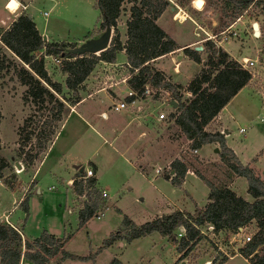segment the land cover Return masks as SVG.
Returning a JSON list of instances; mask_svg holds the SVG:
<instances>
[{
    "label": "rangeland",
    "instance_id": "1",
    "mask_svg": "<svg viewBox=\"0 0 264 264\" xmlns=\"http://www.w3.org/2000/svg\"><path fill=\"white\" fill-rule=\"evenodd\" d=\"M166 2V8H172L166 11V15L164 16L168 28L169 26L173 27L175 25L178 33L184 38H190L195 30L196 32H200L198 29H195L196 25L200 26L209 34H217V36L213 38V43H199L202 48L199 47V45L193 48V50L197 52L200 62L202 61L203 64H205L208 58V50L210 52L221 50L222 52H225L227 59L229 60L236 61L237 58L239 59L241 56L250 57L255 60L253 67L250 69L251 77L247 82L248 85L242 89L241 93L235 99L236 101H234L235 104L237 103L236 105L241 107L242 110L243 108L247 110L246 112L249 114L247 120L243 119L236 124L232 123L227 125L228 131H230L228 141L232 143L236 150L239 149L245 157H247V149H249L250 145H260L259 147L263 148L264 125L257 121V119L259 116L264 117V7H262L261 4L255 5V0H250L249 4L244 7H240L233 0H166ZM195 2H197L198 5L195 4ZM10 4L12 3L9 0L7 6ZM33 5L40 9V11H46L49 9L48 22L54 33L60 35L58 38H65L70 41H75L77 39L80 40L79 44L71 45L77 47L81 46L90 40L98 39L104 32V30L100 28L101 19L99 10L96 7V0H35L33 1ZM130 5V3L123 2L120 6L118 16L115 20V26L118 27L110 28L108 42L115 36L122 38L120 30H123L124 23L130 17ZM173 13H175V16L178 13L177 16L180 20H183L186 17L184 14H187L190 19L187 18L184 21L179 22L171 18L172 21H170L169 16L171 17ZM35 14H37V12H35ZM207 15L211 18L209 21H205ZM253 23L257 24L258 33L256 34H254V29L252 27ZM219 32H223L224 34L219 35ZM224 35L227 36V40L220 41ZM203 37L204 34L200 32L199 39ZM217 46L218 48H216ZM236 51L237 54H235ZM94 54H98V51L94 52ZM36 55L38 56L39 54L36 53ZM183 55H185L183 51L181 53L171 54L161 59L159 64L160 68L154 67L153 65L151 66L156 70L159 69V71H163V75L169 79L167 77V71L164 69L166 68L167 70H170V65L172 63L170 57L174 59L173 62H178L183 58ZM0 65L2 67L0 69V156H2L9 164V168L4 171V176L8 180L13 181L12 188H17L18 190V192H15L16 197L19 196L20 189L24 190V188H28L27 192H30L29 194L24 192L25 197L26 194H28V209L25 213L19 204L13 209L12 207L10 208L9 193L6 190L1 189L0 211L2 209H7L9 212L6 217H8L11 222L17 223L22 228V232L27 238L34 239L38 237L43 230H48L47 232L55 233L61 237H67V242L64 248L66 251L82 257H86L89 254L93 256L97 250V253H99L100 250L103 249H98V246H100L102 240L109 235L108 233L112 232L111 229L115 226V230L118 229L124 214H130L129 216L132 218L135 217L134 219L138 221V223H142L144 219L146 220L150 218V216L155 213L154 204L159 202L158 198L162 199L161 196L158 195L156 189H161L160 191L168 197H179L180 193L174 191L171 192L170 189L173 187L178 188L180 186L171 184L169 181H166L163 176H158V180L155 179L152 180L151 183H147L139 179L137 175H134L132 170L129 167L127 168L124 166L122 161L119 160L117 169H113L111 175L107 174V178L111 184H117L118 182H122L125 178L129 180V176H131L128 183L131 184L132 188L125 185L124 187L119 188V190H116V188L112 187L105 200L109 199L108 204H113V206H110L108 209L105 207L98 210L97 212H102V216L99 220H97L94 215L90 218L85 228H77V226L80 225L78 224L76 213L67 212V208L72 209L73 207L70 206L69 203V189L65 191V189H63L65 186L60 183V180L57 178L58 176L62 178L67 176V172H71L72 165L67 163V160L63 161L59 164V167L55 168L56 172H54V177L52 174L44 175L51 167L50 156L53 155L55 152L54 150L44 164L41 165L40 163L46 150L39 155L38 159L31 162L23 160L24 157L21 154L26 151L32 152L35 148L33 146V139L29 142H25L18 138L17 128L22 124L23 119L30 114H33L34 119H36L37 113L32 103L28 100H22L25 86L18 82L15 71L13 70L15 66L20 65L19 61L1 45ZM45 65L46 68H48L51 77L55 80L60 79L58 76V69H50V67L53 66V64L50 63V59L45 60ZM173 67L175 68L176 66L174 64L172 65V71L178 70L173 69ZM117 71L116 66H114V69L110 66L100 67L99 70L96 71V76L94 75L95 79L91 81L90 88L97 89L105 86L108 84V81H106L108 80V77L105 78L107 73H118ZM102 73L105 74V76L103 75L101 77ZM128 73V70L123 72L119 71L118 75L111 76L109 82L116 81ZM188 73L189 71L187 74ZM172 80L175 83L179 82L181 84H179L180 88L178 90L179 94H181L180 100L185 98L181 92H184L183 89H186L188 84L186 85L182 83V81H179L177 78H173ZM168 81L170 82V80ZM63 84H61L62 87ZM119 84L120 83H117L116 86ZM126 85L129 87L128 82ZM78 88H82V92L80 93L81 96L78 95L79 99L76 103H79L82 107L90 106L92 110L91 113H94V115L104 111L105 115L102 116L99 114L98 121L103 120L105 128L110 129L111 135L114 137L116 135L117 138H119L118 134L123 132L128 134L127 136L130 142L128 145H131L132 149L136 151V157L142 156V161L147 162L148 165H152L151 162L155 160V166H161L163 164L162 159L166 160L178 153L180 155H185L188 161L192 160L193 157H196V154L193 153L192 149L189 147L190 143L188 144V149H186L187 145L169 115L163 121H156V116L159 112L167 114L170 107H173V104H176L177 97L171 96L169 91L167 100L170 105L168 106L161 105L156 101L160 98L159 93L164 91L161 89L159 91L156 90L158 92L155 91V95L153 94L150 97H146L143 101L142 108L137 112L131 110L114 112L110 110L109 103L118 98L111 90L107 89L104 91L108 94H106V97L103 95L100 96L99 98H102L100 102L95 98H91L92 96L90 97L86 95V90L89 87L84 81ZM113 88L115 92L119 93V89L116 87ZM66 92L67 91L63 89V93L66 94ZM68 105L71 104L68 102L66 105L67 110L65 109L64 114L68 111ZM46 114V112H43L42 115ZM239 126L245 128L243 136H239L235 133L236 128ZM141 135L143 136L142 139H138ZM61 140L62 137L58 139L55 148L59 146L62 142ZM75 143L79 144L69 153V158H73L75 152L80 159L98 145V139L88 130L82 136V139ZM138 144L140 146H138ZM182 147L185 148L184 151L181 150L183 149ZM20 148H22L21 154L18 152ZM260 157H262V159L259 160L258 167L264 170V151L261 153ZM209 158L210 157L208 156L206 157V159ZM82 161L83 160H79V163H82ZM219 161L220 160L210 161V163H218ZM84 164H82L83 167H85ZM201 164L206 163L201 162ZM40 166L41 169L37 175V181L34 179L32 182H29V178L33 176L36 169L38 167L40 168ZM39 168L36 172H38ZM53 177L57 178L58 181H54ZM50 186L53 187L51 190L48 188ZM189 186L192 189V198L187 204V209L193 211L195 207L197 208L201 206L207 190L205 184L199 179L198 181L196 180V182L193 181L189 183ZM36 190H39L40 192L37 193ZM93 190L90 193L91 198L95 197ZM95 190L98 197H101V202H103V197L97 189ZM114 192L116 193L113 194ZM135 198L136 201H134ZM75 200L76 203L74 202V204L76 207L82 206L85 202L83 195L79 198L75 197ZM64 204H67V207L64 208ZM3 224H6L5 221H3ZM62 225H64L63 230ZM246 233L252 234V231H244L235 237L221 233L217 238L216 244H218L227 255H234L235 251H238L243 245L242 237ZM69 234H72V238L68 240ZM101 235H104L103 238H99ZM145 236L147 235L139 237L142 239L135 241L137 244L134 245V247L131 240H123L126 248L119 255L120 258H122V261L125 262L124 264H132V262L138 263L139 257H141L142 260L138 264H160L158 262L154 263L152 256L147 257L149 252L154 253L159 249L156 239H154L155 237H153V239L149 237L148 239V237ZM174 236L178 237V239L180 238L177 233H175ZM129 244L131 245L128 246ZM163 257L168 258V252L164 251ZM103 258L104 255H101V264H105L107 261L103 260ZM212 258H214L212 264H220L222 261L230 259L223 255V253L219 251L208 238L201 237L193 245L192 249H189L184 254L183 251H181V255L176 264H181L180 262H182V264H209ZM72 260L75 259L66 258L65 264H87L88 261H92V258L90 256L83 260L77 258V261L72 262ZM227 264L244 263L241 258L233 256Z\"/></svg>",
    "mask_w": 264,
    "mask_h": 264
},
{
    "label": "trees",
    "instance_id": "2",
    "mask_svg": "<svg viewBox=\"0 0 264 264\" xmlns=\"http://www.w3.org/2000/svg\"><path fill=\"white\" fill-rule=\"evenodd\" d=\"M233 1L244 7L250 0ZM123 2L131 4L130 17L125 22V41L121 44L118 36H115L98 54L89 52L86 43L77 47L71 43L45 41L28 14L17 15L9 27L0 33V43L20 63L13 70L18 82L25 86L22 100L32 103L37 113L36 119L30 114L17 128L18 138L25 142L33 139L35 149L22 153L20 148L19 154L22 153L24 161L38 159L47 149L58 124L63 120L68 102L73 105L78 101L77 89L94 65L100 60L114 62L116 54L123 50L130 71L135 69L128 80L130 89L139 93L143 85L148 83L154 88L169 91L171 96H176L175 113L170 114V117L190 140L189 147L197 149L203 144L215 141L219 145L217 153L220 161L201 164L196 157L188 161L183 154L180 158H174L169 164L173 172L170 183L180 186L184 173L191 170L208 188L207 203L201 208H195L192 214L176 210L139 225H135L123 215L119 228L104 238L98 249L105 248L117 240L130 241L151 232L171 237L173 231L182 226L184 234L178 239L176 249L184 254L201 238L199 228H204L207 223L213 226L215 232L235 233L238 228L253 220L257 230L237 253L250 264H264V182L248 165H242L238 161L232 150L226 147L220 133L203 130L208 121L247 84L251 77L249 71L240 67L236 61L227 59L225 52L221 50L216 51L217 56L208 52L205 64L187 85L186 89L191 96L180 100V85L165 80L163 73L149 63L150 60L176 48L174 40L155 23V19L167 6L166 0H96L101 29L104 30L106 26L115 27V20ZM254 3L264 7V0H255ZM40 50L42 53L37 56L36 52ZM182 51L189 59L200 62L195 50L185 47ZM44 55L59 59V70L65 74L63 87L47 74L43 63ZM63 89L67 91L66 94ZM43 112L47 114L42 115ZM8 168V162L0 156V182L12 188L13 181L4 176V171ZM81 175L82 171L77 173V176ZM235 175L246 179L247 193L253 198L252 202L236 196L228 189V184ZM72 184L77 194L84 193L87 198L77 211L78 224L82 225L104 206L101 197L97 195L92 177L83 182L74 179ZM92 190L94 198L90 196ZM19 206L26 213L27 197L19 202ZM63 242L64 239L54 237L45 230L31 242L22 241L15 228L7 223L0 224V264H19L20 258L30 264H49V258L58 253L60 260H83L90 256L92 258L91 254L76 257L66 252L62 249ZM213 262L214 258L209 264ZM109 264L122 263L112 258Z\"/></svg>",
    "mask_w": 264,
    "mask_h": 264
},
{
    "label": "crops",
    "instance_id": "3",
    "mask_svg": "<svg viewBox=\"0 0 264 264\" xmlns=\"http://www.w3.org/2000/svg\"><path fill=\"white\" fill-rule=\"evenodd\" d=\"M11 3L13 2V0H10ZM33 1L35 0H15V6L14 7H9L7 6L8 10L5 7V4L7 2H9V0H0V33L4 30H6L10 23L15 19V17L21 13L23 14H28L30 16V18L32 19V21L34 22V25L38 31V33L45 39V41L47 42H57V43H71V44H79L80 40L77 39L75 41L73 40H69V39H61L58 38V36H60L58 33H54L53 29L50 28V24H49V9H47L46 11H40V9H38L37 7H35L33 5ZM172 9L171 7H167L165 8L160 15L155 19V23L157 26H159L170 38H172L174 40V42L176 43V48H174L172 51L160 55L152 60L149 61V63L151 65H153L154 67H159L160 61L161 59H163L166 56H169L171 54L174 53H181L183 48L188 47L193 49L195 46L199 45L197 43L199 36H200V32L198 33V36L195 34L196 30L194 32V34L190 37V38H184L182 35H180L177 31V29L175 28V25L173 27L169 28L167 27V22L165 20V12ZM35 12H37V14H35ZM170 12V11H169ZM170 21H172L171 17L169 16ZM123 30H120L121 32V36L122 38H119V41L121 42V44L124 43L125 41V23L123 25ZM118 26H115V28H117ZM111 28V27H110ZM195 29H197V27H195ZM112 30V29H111ZM123 41V42H122ZM1 46H3L0 43ZM4 47V46H3ZM7 51H9L6 47H4ZM225 49V48H224ZM10 52V51H9ZM11 53V52H10ZM39 55L42 53V50L36 52ZM12 54V53H11ZM235 54H237V51L235 52ZM13 55V54H12ZM14 56V55H13ZM183 58H181L180 61L178 62H173V58L170 57L171 60V65H170V70H167L166 68L164 69L165 71H167V77L169 79L166 78V76L164 75V79L165 80H170L171 83L174 84H180L179 82H173V78H177L179 81H182V83L184 84H188L199 72V70L202 68L203 63L201 62H194L193 60H189L188 57H186L185 55L182 56ZM46 59H50V63L53 64L52 67H50V69H54L57 68L58 69V76L60 77V79L55 80L53 77L50 76V73L48 72V68H46L45 65V60ZM238 59V58H237ZM43 63H44V68L47 71V74L49 75V77L54 80L57 81L61 84H63V80L65 78V74L63 72H61L59 70L58 67V63L55 62V58H53L50 55H44L43 56ZM126 58H125V54L123 52V50L119 51L116 54L115 57V61L112 63L109 62H105V61H98L94 67L92 68V70L88 73V75L85 77V79L83 80L84 83L88 84L87 90H86V95L88 96H92L91 98H95L96 100L100 101L102 100V98H99L100 96H105L108 93H105L103 90L97 88V89H93L90 88L91 85V81H93L97 74V70H99L100 67H112L114 69V66L117 67V74H119L120 72H123L125 70H128V72L130 74H133L135 72V70L130 71L128 65H126ZM175 65L176 67L173 69H178V70H171L172 69V65ZM180 67V70H179ZM162 69V68H161ZM159 70V69H158ZM161 71V70H160ZM177 71V72H175ZM189 71V73L187 74V72ZM163 72V71H162ZM121 74V73H120ZM95 75V76H94ZM100 75V73H99ZM98 75V77H99ZM57 76V77H58ZM173 77V78H172ZM82 81V82H83ZM117 84L113 85V87H116L117 89H119V93L115 92L114 88H108L109 90H111L113 93H115V95L117 96L118 99H120L121 97H123L127 91V89L129 87H127L126 83L120 82V84L118 86H116ZM181 85V84H180ZM248 84L244 85L242 88H240L231 98L230 100L216 113V115H214L210 121H208V123L204 126L203 130L205 132H218L223 136L224 142L226 147H228L229 149L232 150V152L235 154L236 158L238 159V161L242 164V165H248L254 172V174L256 176H258L260 178V180H262L264 182V170L258 167V162L259 160L262 159L261 153H263L264 151V144H263V148H260V145H250L249 149H247V154L245 157V155L242 154V152L238 149L236 150L234 148V146L232 145V143L230 141H228L229 136H230V131H228L227 125H230L232 123L236 124L237 122H239L240 120H247L248 114L244 108L242 110L241 107H239L238 105L235 104L234 101H236L235 99L238 97V95L241 93L242 89L247 86ZM184 92H181L185 98L183 99H187L191 96L190 92L187 89H183ZM78 95L81 96V92H82V88H78L77 89ZM167 95L168 92H163L161 94V99H158L156 101H158L161 105H165L168 106V102L165 101L167 100ZM97 97V98H96ZM114 102L111 101L109 103L110 104ZM67 110V109H66ZM126 110V109H125ZM123 111V110H122ZM92 110L90 108V106L86 107H82L79 105V103H75L73 105H68V111L66 112V114L63 115V120L58 124V127L56 129V132L54 134L53 139L51 140L50 144L48 145L46 152L44 153V157L42 158V161L40 163L44 164V162L48 159V157L50 156V154L52 153V151L54 150L55 152L53 153L50 159V165L51 167L49 168V170L44 174V175H49L52 174V176L55 177V173L56 167H59L63 161L67 160V163L72 165V169L71 172H67V176H65L64 178L58 176V180H60L59 182L62 183L65 188V191L67 189H69V196H70V206H73L72 209L67 208V212L71 213L74 212L76 213L77 216V211L79 210L80 207H76L74 202L76 203L75 197L79 198L82 195H85L84 193L82 194H77L74 189H73V180L77 179V173L81 172L80 169L83 167L82 164H84V166L88 167L91 169L92 171V178L94 179V186L98 191H103L106 195L103 197V206L104 208L106 207V209L110 208V206L112 207L113 204H108V200L105 198L108 196V192L113 188H116V190H119V188L124 187L125 185H127L129 188L131 187V184L128 183L131 176H129V180L127 178L123 179L122 182H118L117 184H111L110 181L107 178V174L111 175V172L113 173V169L116 170L118 167V161H122L123 165L126 166L127 168L129 167L134 175H137L139 177V179L147 182V183H151L152 180L157 179L158 180V176H163V178L166 181L170 182V177L173 175V172L171 171L170 168V162L174 159V158H180V154H175L172 157H169L168 159H162L163 164L160 166H155V160L152 161V165H148L147 162L142 161V156L141 157H136V151L132 149V146L128 145L130 144L129 142V138H128V134H126L125 132L118 134V137L115 135L112 136L110 129L105 128V123L102 121H98V116L100 113H96V115H94V113H91ZM164 113V112H163ZM175 113V106L170 107L169 112L165 114V118L161 119V120H156L157 122L159 121H163L165 120L168 115L170 117V114H174ZM170 119H172L170 117ZM173 120V119H172ZM170 121V120H169ZM257 121L260 122L259 118L257 119ZM171 122V121H170ZM174 123V121H173ZM261 123V122H260ZM175 124V123H174ZM176 126V125H175ZM177 127V126H176ZM147 128V127H146ZM145 128V129H146ZM178 129V127H177ZM242 129V130H239ZM91 131V133L95 136V138L98 139V145H96V147H94L92 150H90V152L85 155L83 158L78 157V155H76V153L74 152V156L73 158H69V153L72 151V149L78 145L79 143H75L76 141H79L82 139V136L86 133V131ZM179 133L182 135L184 142L186 143V149H188V144L190 143V140L187 139L184 134L178 129ZM245 132V128H243L242 126H239L238 128H236L235 133H237V135L239 136H243ZM146 133V132H145ZM145 135V134H144ZM60 137H62V142L59 144V146L57 148H55L56 143L58 141V139H60ZM142 135L138 137V139H142ZM122 139V140H121ZM140 141V140H139ZM241 142V141H239ZM138 146H140L138 144ZM183 149H181L182 151L185 150L184 147H182ZM246 150V149H245ZM218 145L217 142H211V143H207V144H203L201 145L199 148L196 149V157L198 158L199 162L201 163H210V161H216L219 160L218 157ZM101 152V153H100ZM210 153V154H208ZM210 157L209 159H206V157ZM79 160H83L82 163H79ZM43 162V163H42ZM75 162V163H74ZM121 165V164H120ZM39 168V167H38ZM37 168V169H38ZM160 168V171H156L157 169ZM169 168V169H167ZM36 169V171H37ZM41 169V166L38 170V172L35 171V173L33 174V176L31 178H29V182L33 181L37 178V175L39 173ZM52 172V173H51ZM54 181H58L57 178H54ZM138 179V178H137ZM198 177L194 175V173L191 170H187L184 173V176L182 178L180 187L178 188H171L170 191L171 192H178L179 197H168L166 194L162 193V191H160L161 189H156L158 195L161 196L162 199H159V202L154 204V210L155 213L153 215L150 216V218L148 219H144V222L150 221L152 219H155L157 217H160L162 215H168L170 213H172L173 211H180V212H186L189 214H192L195 210L193 211H189L187 209V204L190 201L191 197V193H192V189L189 186V183L191 182H196V180L198 181ZM200 180V179H199ZM204 184V183H203ZM37 185V183H36ZM36 188V187H35ZM50 190L53 188L52 186L48 187ZM1 189L6 190L9 194V207L12 209L19 204V202L23 199V197H25L24 192H27L28 188H24L20 189V194L18 197L15 196V192H18L17 188H6V186H4L1 182H0V191ZM228 189L231 190L236 196H239L243 199H245L246 201L252 202L253 198L247 193V183H246V179L243 176H233L228 184ZM206 194L204 196V199L201 203V206L197 207V208H201L203 207L206 203H207V194H208V188L206 187ZM37 193H39L40 191L36 190ZM28 193V192H27ZM30 193V192H29ZM28 193V194H29ZM116 192H114L113 194H115ZM28 194H26L27 200H28ZM81 195V196H80ZM134 201H136V198L134 199ZM142 201V199H141ZM63 207H67V204H64ZM9 208V209H10ZM28 209V206H27ZM7 209H2L0 211V224H3V221H5V223L9 224L10 226H12L13 228H15L18 233L21 236L22 241H28L31 242L32 239L27 238L26 235H24V233L22 232V228L17 224V223H13L9 220L8 217H6L7 213L9 211H7ZM126 215L135 225H139L141 223H138V221H136L134 218H132L131 216H129L130 214H124ZM102 216V212H97L96 215L94 216L97 220L100 219V217ZM91 218V217H90ZM87 219L86 222H84L82 225L77 226V228H85L86 224L88 223V221L90 220ZM61 220V217H60ZM116 226L111 229L112 232L115 231ZM119 228V227H118ZM64 229V225H62V230ZM252 231V233H254L257 228L255 225V222L252 220L249 223H247L245 226L240 227V232L243 233L244 231ZM48 231V230H47ZM110 232V233H112ZM49 234H52L54 237L57 238H62L64 239L63 245H62V249L65 250V244H66V238L65 236H60V235H56L55 233L52 232H48ZM108 233V234H110ZM175 233L182 235V232H180V230L176 229L173 231V234L171 235V237L169 236H162V235H158L157 232H151L149 235L147 234V236L145 237H151V239H153V237H155L154 239H156V243L158 244V250L156 252H149L147 254L148 256H152L153 258V262L156 263H160V264H176V262L178 261L180 255H181V251H178L176 249L177 247V241H178V237H175ZM226 234L229 236H232L233 233L229 232V231H222V234ZM104 235H101L99 238H103ZM142 237V236H141ZM144 237V238H145ZM72 238V234L68 235V240ZM142 239L139 238L138 239H132V245L134 247V245H136L137 243L135 241ZM177 239V241H176ZM131 244H129L128 246H130ZM99 247V246H98ZM126 246L123 240H117L114 241L112 244H110L109 246L103 248L102 250H100L99 253H97L98 251H96L94 253V255L92 256V261H88L87 264H101V255H104L103 260H107L105 264H109V261L112 258H116L118 259L122 264H124L125 262L122 261V258H120V253L125 250ZM66 251V250H65ZM168 252V258L163 257V253ZM68 252V251H66ZM70 253V252H68ZM74 256H79L75 253H70ZM234 257H239L241 258V260L243 261L244 264H250L245 258H243L239 253H237V251H235ZM232 256V257H233ZM230 259L225 260L223 263L221 264H227ZM142 260L141 257H139V261L138 263ZM66 259L64 260H60V254H56L55 256L49 258V264H65ZM73 261H77L72 260ZM87 261V260H86ZM71 262V263H72ZM209 262V261H206ZM135 262H132V264H138ZM182 264V262H180ZM19 264H30L29 262H27L26 260H24L23 258H20ZM127 264V263H126Z\"/></svg>",
    "mask_w": 264,
    "mask_h": 264
},
{
    "label": "built area",
    "instance_id": "4",
    "mask_svg": "<svg viewBox=\"0 0 264 264\" xmlns=\"http://www.w3.org/2000/svg\"><path fill=\"white\" fill-rule=\"evenodd\" d=\"M6 5H7V3L5 4V7H6ZM175 13H173V15L171 16V18L173 20H177L179 22H182L185 19L189 18L187 16V14H184L186 16V18H184L183 20H180L179 17L175 18ZM210 19L211 18L208 15L205 17V21H209ZM196 27H197V29L200 32H202L204 34L203 38L198 39V41H197L198 44L199 43L208 44L210 42L213 43V38H215V36H217V34H215V35L209 34L206 31H204L200 26L196 25ZM223 32H219V35H223L224 34ZM232 33H234V32H232ZM195 34L198 36L197 32ZM225 40H227V36L226 35H224L220 39V41H225ZM199 47L202 48V46L200 44H199ZM216 48H218V46ZM216 51L217 50H215L214 53H211L210 51H208V52L212 56H217V52ZM236 61L239 64L240 67L248 70L250 75H251L250 69L253 67L255 60L251 59L250 57L241 56ZM55 62L59 63V59L55 58ZM103 75L105 76V74L102 73L101 77ZM116 75H118V74L117 73H112V72L111 73L110 72L107 73V76H105V78L108 77L107 78L108 80H106V81H108V84H106L105 86H103V87H101L99 89H101L103 91H106L108 88L112 87L113 84L115 85V84L120 83V82L127 83L129 78H130V76L132 74H130V73L125 74L122 77H120L118 80H116V81L114 80V81L109 82V79L111 78V76H116ZM153 89H155V90H153ZM156 90L159 91V90H161V88H154V87L150 86L148 83H145L143 85L142 90L139 93L136 92V91L131 90L130 88H128L126 93H125V95L123 97H121L120 99H117L114 102H112L110 104L109 108H110L111 111H114V112H120V111L125 110V109L126 110H131L133 112H137V111H139L142 108L143 101L145 100V98L152 96L155 93ZM158 91H156V92H158ZM163 92H168V91L164 90L161 93H159V95H160L159 99H161V94ZM167 102H168V105H170L168 100H167ZM100 115L104 116L105 112H101ZM164 118H165V114L163 112H159L157 114V116H156V119H158V120H161V119H164ZM259 120L264 125V117L259 116ZM239 130H242V129H239ZM192 152L195 153L196 149H192ZM167 169H169V168H167ZM156 171H160V168L157 169ZM92 176H93V174H92L91 169L85 166V167H82V175L78 176L77 179L81 180L83 182L86 178L92 177ZM100 194H101L102 197H104L106 195L103 191H101ZM83 196H84V200L86 201L87 200L86 196L85 195H83ZM177 229L180 230V232H182V235L178 234V236L179 237L183 236V234H184L183 227L179 226ZM221 233H222L221 231H216L215 232L214 229H213V226L210 223L205 224L204 228H199V235L202 238H208L217 247V249L223 253V255H225L228 258H230L233 255H227V253L225 251H223L218 244H216L217 238L220 236ZM240 233H241L240 232V228H238V230L235 233H233L232 236L235 237V236L239 235ZM252 234H249V233L244 234L243 237H242L243 238L242 239V243L244 244V243L250 241Z\"/></svg>",
    "mask_w": 264,
    "mask_h": 264
},
{
    "label": "water",
    "instance_id": "5",
    "mask_svg": "<svg viewBox=\"0 0 264 264\" xmlns=\"http://www.w3.org/2000/svg\"><path fill=\"white\" fill-rule=\"evenodd\" d=\"M252 27L254 29V34L258 33V31L256 30V23H253ZM109 35H110V27L106 26L103 34L98 39L90 40L86 43L87 50L89 52L94 53V52L104 49L108 44ZM173 106H175V104H173ZM80 171H82V168L80 169Z\"/></svg>",
    "mask_w": 264,
    "mask_h": 264
},
{
    "label": "bare ground",
    "instance_id": "6",
    "mask_svg": "<svg viewBox=\"0 0 264 264\" xmlns=\"http://www.w3.org/2000/svg\"><path fill=\"white\" fill-rule=\"evenodd\" d=\"M197 1H202V0H197ZM8 3H9V2H7V5H8ZM202 3H203V2H202ZM202 3H201V5H202ZM195 4H197V2H195ZM7 5H6V8H7ZM197 5H198V4H197ZM8 10H10V9H8ZM10 11H11V10H10ZM177 15H178V13L176 14L175 18L178 17ZM185 18H186V17H185ZM256 30H258V29H257V24H256Z\"/></svg>",
    "mask_w": 264,
    "mask_h": 264
},
{
    "label": "snow or ice",
    "instance_id": "7",
    "mask_svg": "<svg viewBox=\"0 0 264 264\" xmlns=\"http://www.w3.org/2000/svg\"><path fill=\"white\" fill-rule=\"evenodd\" d=\"M15 6V0H13L12 4L9 5V7H14Z\"/></svg>",
    "mask_w": 264,
    "mask_h": 264
}]
</instances>
